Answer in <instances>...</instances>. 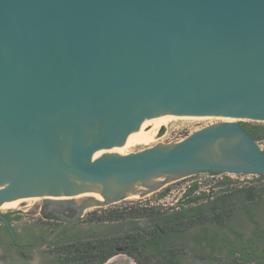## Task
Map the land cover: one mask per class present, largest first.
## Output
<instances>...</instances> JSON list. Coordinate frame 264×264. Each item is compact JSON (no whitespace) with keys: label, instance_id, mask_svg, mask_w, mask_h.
Instances as JSON below:
<instances>
[{"label":"water","instance_id":"obj_1","mask_svg":"<svg viewBox=\"0 0 264 264\" xmlns=\"http://www.w3.org/2000/svg\"><path fill=\"white\" fill-rule=\"evenodd\" d=\"M237 121L264 122V0H0V208L75 222L198 174L264 177Z\"/></svg>","mask_w":264,"mask_h":264},{"label":"trees","instance_id":"obj_2","mask_svg":"<svg viewBox=\"0 0 264 264\" xmlns=\"http://www.w3.org/2000/svg\"><path fill=\"white\" fill-rule=\"evenodd\" d=\"M240 124L256 141L264 139L263 126L256 125L251 128L262 132L261 136L255 137L254 133L246 128L248 124ZM234 183L230 178L224 177L214 184L209 193L202 196H192L188 191L180 202L179 211L174 214H161L153 207L103 209L92 221L100 224L116 223L122 229L121 232L102 238L57 244L47 252L52 258L51 264H106L118 255L127 256L134 264H182L176 247L168 244L166 236H162V233L167 235L170 231H175L177 234H183L195 225L221 223L223 218L233 215L237 210L238 206L230 203L233 197L241 200V209L249 218H264V177H258L242 188L233 187ZM162 196L163 194H159V197ZM193 205L196 207H192ZM161 227H166V230ZM207 259L208 256H201L202 262ZM223 263L250 264L243 263L236 257Z\"/></svg>","mask_w":264,"mask_h":264},{"label":"flooded vegetation","instance_id":"obj_3","mask_svg":"<svg viewBox=\"0 0 264 264\" xmlns=\"http://www.w3.org/2000/svg\"><path fill=\"white\" fill-rule=\"evenodd\" d=\"M255 126L248 124L246 128L254 133L255 137L261 136L262 132L257 128L251 130ZM188 189L190 190L185 194L188 191L193 193L197 186ZM241 207L240 203L234 214L223 218L219 224L195 225L183 234L170 231L167 235L162 233V236H166V241L171 246L185 237V242L190 246L186 255H193L196 264H201L202 255L208 256L204 264H221L235 257L243 263L264 264V218L260 216L249 218ZM35 209L45 222L59 221L69 226L56 230L53 224H45L48 226L43 228L42 224L34 219L23 222L21 218L23 211L12 215L2 214L9 224L0 219V264H51L52 258L47 253L49 248L62 242L97 238L96 235L105 229L97 226L86 231L78 227L79 220L65 222L56 219L60 214L67 217L74 216L75 212L70 209H49L45 202H41V205L36 204ZM53 231L57 237L55 240H50L47 235ZM93 232L96 235H90ZM46 246L47 251L42 252L41 249Z\"/></svg>","mask_w":264,"mask_h":264},{"label":"rangeland","instance_id":"obj_4","mask_svg":"<svg viewBox=\"0 0 264 264\" xmlns=\"http://www.w3.org/2000/svg\"><path fill=\"white\" fill-rule=\"evenodd\" d=\"M224 120L226 119L218 118L198 128H195V129H192L186 132L164 136L159 140V142L169 143L176 139H184L186 136H188L189 134L199 129H202L204 127H207L209 125H212L214 123L224 121ZM237 122L246 123L250 125H260L264 127V122L263 123L253 122V121H237ZM258 143L260 145V148L263 150L264 149V139H262L261 141H258ZM224 177H228L232 181H234L235 183L232 186L235 188H242L244 186H247L248 182L257 180L258 178V176H254V175L234 176V175H226V174H217L211 177L209 173L198 174L197 176H193L190 178L182 179L180 181L171 183L167 185L165 188L161 189L160 191L153 193L150 196H147V197L135 200V201H121L120 203H117L115 205H110L108 207L91 209L87 211L86 213H84L82 218L79 219L78 227L84 228L86 231H90L91 229L96 228L97 226L104 227L105 229L101 230L97 235L95 234V232L90 234V235H96L97 238H102V237L114 235L116 233H120L122 229L116 223H108V224L101 223L100 224V223H97L96 221H92V219H95V217L98 216L100 212H102L103 209L104 210L105 209L118 210L121 208H128V207H143V208L153 207V208H156L161 214H165V215L174 214L180 208V202L181 200H183L185 192L188 190V188H191L193 184H196L197 189L192 193V196H202L203 194L209 193L211 188L214 186V184H216L218 180ZM241 179H243L244 181H241ZM197 182H200V183H197ZM166 190H167V193H166ZM217 190L218 189H214V191H217ZM159 194H163V196L159 197ZM19 211L20 210H17V209H8V208L1 209L0 208L1 214L12 215ZM93 212H97V213H93ZM21 218L23 222L25 220L34 219L36 220V222H40L43 228L45 226L46 227L48 226L45 224H49V225L53 224L56 230L69 226L64 222L59 223V221L45 222L40 216L36 214L31 215L30 213L24 212V211L22 213ZM161 228H165L166 230V227H161ZM56 237L57 235H55L54 231L48 233L47 235V238H49L50 240H55ZM184 238L173 246L176 247L177 252H179V255L183 258L182 264H196V262L193 261L194 260L193 255H186L188 254V251H189L188 249L190 248V246H189V243L185 242ZM47 249L48 247L46 246V247H43L41 251L46 252ZM106 264H134V262L125 255H118L110 259ZM201 264H204V262L201 261ZM221 264H224V263L221 262Z\"/></svg>","mask_w":264,"mask_h":264},{"label":"crops","instance_id":"obj_5","mask_svg":"<svg viewBox=\"0 0 264 264\" xmlns=\"http://www.w3.org/2000/svg\"><path fill=\"white\" fill-rule=\"evenodd\" d=\"M230 203L236 204L238 207L240 206V203L243 204L240 199H236L234 197L230 200Z\"/></svg>","mask_w":264,"mask_h":264},{"label":"built area","instance_id":"obj_6","mask_svg":"<svg viewBox=\"0 0 264 264\" xmlns=\"http://www.w3.org/2000/svg\"><path fill=\"white\" fill-rule=\"evenodd\" d=\"M263 123V122H262ZM259 144V143H258ZM260 146V145H259ZM214 175H211V177H213ZM240 176H242V175H240ZM241 181H244L243 179H241ZM197 183H200V182H197ZM244 183H246V182H244Z\"/></svg>","mask_w":264,"mask_h":264},{"label":"bare ground","instance_id":"obj_7","mask_svg":"<svg viewBox=\"0 0 264 264\" xmlns=\"http://www.w3.org/2000/svg\"><path fill=\"white\" fill-rule=\"evenodd\" d=\"M228 120H231V119H226V120H224V121H228ZM1 209H3V208H1ZM8 209H10V208H8Z\"/></svg>","mask_w":264,"mask_h":264}]
</instances>
